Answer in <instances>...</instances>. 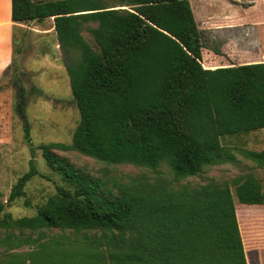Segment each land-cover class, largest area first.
<instances>
[{"label":"trees","instance_id":"trees-1","mask_svg":"<svg viewBox=\"0 0 264 264\" xmlns=\"http://www.w3.org/2000/svg\"><path fill=\"white\" fill-rule=\"evenodd\" d=\"M50 17L80 119L71 143L38 145L61 177L56 192L33 216L6 214L40 174L31 160L7 201L0 198V228L71 231L54 239L67 251L52 264H249L235 196L264 205V175L182 181L238 164V155L264 169V148L224 143L264 128V61L238 63L221 52L224 65L205 67L210 47L190 0H12L15 23ZM56 150L156 172L166 165L174 177L92 174Z\"/></svg>","mask_w":264,"mask_h":264},{"label":"rangeland","instance_id":"rangeland-1","mask_svg":"<svg viewBox=\"0 0 264 264\" xmlns=\"http://www.w3.org/2000/svg\"><path fill=\"white\" fill-rule=\"evenodd\" d=\"M190 2L195 19L203 31V41L210 47L209 53L218 57L224 52L240 61H264V0H190ZM39 24L38 21L27 22L24 23L23 29L15 30V47L23 54L16 56L14 62L9 65L11 67L7 70L8 66L0 73V198L4 202L7 201L18 179L30 170L31 160H34L40 171L39 175L28 182L25 197L6 203V214H11L13 218L35 215L37 207L56 192V185L62 183L61 177L48 166L38 145L49 142L71 143L74 129L80 119L64 63V53L54 44L56 38L54 29L48 31L51 35L47 36V42H43L40 41V37L31 33V29L37 28ZM47 27L48 30L51 29L48 25ZM84 36L93 41L89 31L85 30ZM2 39L0 36V43ZM20 86H24L26 93L29 136H26L25 121L17 108L21 98ZM224 143L256 150L263 149L264 128L248 133L226 135ZM56 151L74 165L92 174L108 173L109 176L118 179L141 175L150 178L158 175L170 179L174 177L166 165L161 167L160 172H156L132 164H108L75 150ZM238 157L240 160L238 164L212 166L203 174L188 177L182 182L200 184L213 178L230 180L240 173L251 170L258 175H264V169L257 168L253 161L241 155ZM235 199L236 207L240 210L258 205L252 208L253 212L247 214L253 213L257 220L264 219V205L241 203L236 196ZM26 200L30 205L26 204ZM261 227L258 224L253 226L255 228L253 229L252 225H247L245 226L247 230L244 231L248 232V236L256 235ZM63 234L72 235V232L59 228L40 230L27 227L0 228V235L3 238L8 237L7 241L11 243L15 241L22 243L26 250L25 253L9 256L4 259L5 261H0V264H52L55 258L58 259V253L67 251V247L61 245L56 247L54 241ZM40 238H46L47 241L40 244L37 242ZM4 250L7 253L9 248Z\"/></svg>","mask_w":264,"mask_h":264},{"label":"crops","instance_id":"crops-1","mask_svg":"<svg viewBox=\"0 0 264 264\" xmlns=\"http://www.w3.org/2000/svg\"><path fill=\"white\" fill-rule=\"evenodd\" d=\"M39 23L40 24L37 28L31 29V33L40 37L41 39L40 41L47 42V36L51 35L49 34L51 32H48L50 30L54 29V35H56L53 17L46 18L44 21H41ZM47 25L51 29L48 30ZM22 27H24V23H15L12 20V0H0V36L3 37L2 43H0V73L3 72L9 65L13 63V60L16 56H22L23 54L21 51L19 52L15 50V44L13 41L15 30L19 28L23 29ZM54 44L56 47H59V42L57 40V37L55 38ZM223 57H221L220 54L218 57L213 56V54H211L210 52L208 56L204 59L203 65L207 68H216L222 66L224 65ZM230 57L236 60V62L238 63H249L246 60L240 61L237 58H234L232 55H230ZM250 62H257V60ZM249 212H253V210H250ZM246 213L248 212L245 210H241V215H239L238 213V218L239 220L242 219L243 221V223L241 224V232H242L245 251L247 254L249 264H264V219L257 220L254 218L253 213H250L249 215H247ZM247 217L249 218V220H247ZM249 221H251V223H248ZM258 224L262 227L258 229L259 232L255 233L256 235L248 236V232L244 231L247 230L245 229V226L252 225L253 228V226ZM1 237L2 236L0 235V257L3 258L0 259L1 262L2 260L5 261L4 259L8 258L9 256L12 257L16 253L18 254V253L26 252L25 246H23L22 243L20 242L17 243L16 241L11 243L7 241L8 237L6 238L3 237L1 238ZM247 237L250 239H247ZM248 241L249 243H247ZM4 248H9L7 253L4 252L6 251L4 250Z\"/></svg>","mask_w":264,"mask_h":264}]
</instances>
